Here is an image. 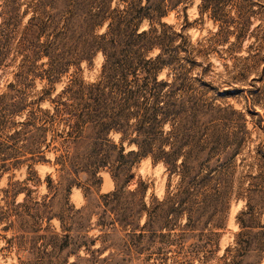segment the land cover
<instances>
[{
	"label": "rangeland",
	"instance_id": "1",
	"mask_svg": "<svg viewBox=\"0 0 264 264\" xmlns=\"http://www.w3.org/2000/svg\"><path fill=\"white\" fill-rule=\"evenodd\" d=\"M100 10L109 17L96 26L97 34L119 20L122 29H155V45L144 58L158 57V80L173 81L179 94L188 95V105L191 99L198 107H227L214 122L228 139L231 132L248 131L239 156L264 150L263 129L254 126L258 117L264 126V0H0V264H264L263 198L254 195L260 215L253 227H240L247 218L239 215L245 202L233 196L220 225L207 224L200 204L188 203V158L183 178L149 156L125 158L134 162L123 190L142 182L145 203L161 202L158 212L170 207L168 217L151 223L143 213L136 222L145 227L135 230L117 223L112 228L107 217L105 225L95 224L101 196L114 190L110 173L120 135H106L107 166L95 174L83 169L91 129L84 127L75 143L60 145L67 129L58 95L72 81L85 84L101 76V53L78 39L83 14ZM70 11L77 15L73 37L51 40L43 29L46 15L58 20ZM120 39L124 44L125 36ZM197 113L200 127L218 115ZM186 120L181 130L188 133V115ZM122 145L123 153L135 149L126 140ZM188 206L194 210L190 217ZM104 233L108 248L96 253L100 261L89 260L82 244ZM99 246L96 241L89 247Z\"/></svg>",
	"mask_w": 264,
	"mask_h": 264
},
{
	"label": "trees",
	"instance_id": "2",
	"mask_svg": "<svg viewBox=\"0 0 264 264\" xmlns=\"http://www.w3.org/2000/svg\"><path fill=\"white\" fill-rule=\"evenodd\" d=\"M70 12L60 15L58 20H54L53 15H46L43 29L49 30L51 40L73 37L77 29L73 30L72 20H75L77 15L76 11ZM83 15L84 25L81 26L78 39L89 49L101 53V76L99 80L85 84L82 81H72L58 95L61 112L66 115L62 122L67 129L60 145L64 148L67 144L75 143L84 127L89 126L90 147L82 168L95 174L109 164V155L104 148L105 140H108L106 135L111 131L119 134L121 144L114 161L117 162L114 173H110L114 190L101 196V211L95 224L100 227L105 225L104 218L107 217L111 219L109 223L112 228H115L117 223L121 229L135 230L145 227L136 222L143 213L152 220L151 223H154V217H168L172 213L170 207L158 212V206L162 203L155 199L145 203V187L142 182L133 189L123 190L130 179L128 171L134 162L125 158L149 156L152 161H161L170 172L178 174L181 178L185 173V160L188 158V203L200 204L199 213L207 215V224L214 227L220 225L218 223L221 215L228 208L229 199L233 196L245 202L246 209L241 210L239 215H247V218L239 223L240 227H253L251 221L260 215L254 210V195L259 194L264 201V150L255 148L253 155L247 150L244 157L239 156L248 131L241 136L231 132L228 139L227 134L219 130V121L214 122L221 118L217 112L226 111L227 107L202 103V108L198 107L197 101L192 102L191 99L188 105V95L179 94L177 91L180 88L172 87L173 81L158 80V57L144 58V52H148L155 45L150 36L155 29L138 32L134 27L126 30L119 27V20L116 27L112 28L108 24L102 33L97 34L96 26H101L100 22L109 17L108 12L100 10ZM122 36H125L124 44L120 39ZM122 44L123 47L119 51L118 47ZM122 52H126V55L120 56ZM204 86L209 87L210 83ZM67 100L72 102L68 103ZM198 110L202 114L215 112L218 115L209 118L207 123L200 127L195 119ZM231 112L234 113V110ZM187 115L188 133L187 128L184 129L185 132L181 130V122L186 125ZM49 117L52 118L53 115ZM258 118L254 126L262 128L264 133V126L260 124L262 119ZM164 125H168V130H163ZM125 140L135 149L123 153L122 142ZM247 158H250L249 162H246ZM65 159L63 154L60 155V162L57 163H64ZM193 213L192 206H188V217ZM237 219L241 221L239 216ZM161 227L165 226H160L159 229ZM259 234L264 235V232ZM106 236V233L98 234L82 244L90 255L89 260L94 258V262L97 261L95 259L100 261L96 253L101 254L108 248L102 244L106 241ZM96 241H99L101 246L91 250L89 246L94 245ZM246 243L247 247H250L251 242L247 240ZM258 249L260 251L261 248Z\"/></svg>",
	"mask_w": 264,
	"mask_h": 264
}]
</instances>
